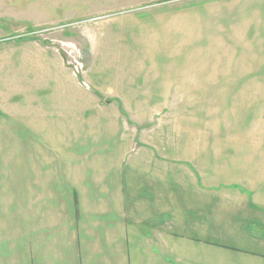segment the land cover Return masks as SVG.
Here are the masks:
<instances>
[{
	"label": "crops",
	"instance_id": "obj_1",
	"mask_svg": "<svg viewBox=\"0 0 264 264\" xmlns=\"http://www.w3.org/2000/svg\"><path fill=\"white\" fill-rule=\"evenodd\" d=\"M224 8L263 39L264 0H203L114 22L120 40L142 45L111 72L121 103L155 105L159 88L224 87L241 64L233 52L224 68L226 49L208 33L230 22ZM1 53L0 264H264V145L191 140L165 155L155 130L143 141L119 119L113 129L87 109L65 112L74 95L61 68L10 64ZM179 91L169 99H190Z\"/></svg>",
	"mask_w": 264,
	"mask_h": 264
},
{
	"label": "rangeland",
	"instance_id": "obj_2",
	"mask_svg": "<svg viewBox=\"0 0 264 264\" xmlns=\"http://www.w3.org/2000/svg\"><path fill=\"white\" fill-rule=\"evenodd\" d=\"M201 1L0 0V51L10 64L44 63L53 72H60L61 68L64 91L69 89L74 95V103L65 104V112L79 115L87 109L86 114L100 119L98 122L110 120L113 129L119 119L129 136L134 130L145 133L143 141L150 139L155 130V146H160L165 155L168 153L163 148L174 150L191 140L243 151L252 146L260 148L264 145V36L259 40L262 33L254 31L251 24H234L238 20L233 14L236 10L223 9L230 11V17L224 15L221 20L229 17L230 22L208 25V33L221 39L218 47L226 49L222 52L224 68L232 67V58L227 55L241 54V64L234 67L240 71L225 74L224 87L155 89V105H123V99L113 89L119 80L113 81L111 72L123 65L119 57L127 49H142L141 42L120 40L121 36L114 34L120 25L114 22L151 11H155L156 18L161 17L157 12L180 13L186 6ZM211 50H217L216 44ZM244 53H250V57ZM178 91L188 93L190 99H169L170 93ZM71 99L66 98L65 102ZM258 155L262 154L257 152Z\"/></svg>",
	"mask_w": 264,
	"mask_h": 264
}]
</instances>
